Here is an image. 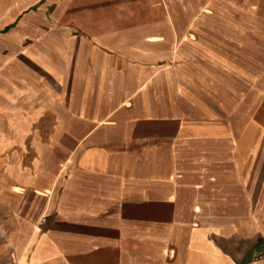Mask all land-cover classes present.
I'll list each match as a JSON object with an SVG mask.
<instances>
[{
	"label": "crops",
	"instance_id": "1",
	"mask_svg": "<svg viewBox=\"0 0 264 264\" xmlns=\"http://www.w3.org/2000/svg\"><path fill=\"white\" fill-rule=\"evenodd\" d=\"M0 264H264V0H0Z\"/></svg>",
	"mask_w": 264,
	"mask_h": 264
}]
</instances>
